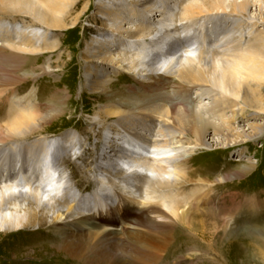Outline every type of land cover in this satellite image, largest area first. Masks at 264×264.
Returning a JSON list of instances; mask_svg holds the SVG:
<instances>
[{"label": "bare ground", "instance_id": "obj_1", "mask_svg": "<svg viewBox=\"0 0 264 264\" xmlns=\"http://www.w3.org/2000/svg\"><path fill=\"white\" fill-rule=\"evenodd\" d=\"M173 3L98 0L97 14L92 17L98 28L87 51L91 58L113 69H127L139 78L144 77L143 82L176 77L178 84L189 91L209 96L210 105L197 110L151 106L152 113L162 114L167 122L158 138L142 133L138 122L136 125L124 121L125 125H111L113 130L123 132L113 133L116 136H111L101 156H75V147L68 137L26 143L25 139L33 135L29 131L33 128L28 125L39 109L30 102L21 106L22 101L14 92L13 107L5 114L11 122L8 127H0V132L7 131L0 139V150L8 151L11 146L16 151L6 169L0 164V253H13L19 264H158L165 256L193 246V238L180 225L195 219L193 210H200L204 218L221 221L226 215L227 201L238 199L232 192L227 194L228 200L224 192L220 196L214 192L225 190L231 181L254 174L256 162L239 164L233 171L226 167L219 173L205 167L194 169L191 162L192 157L214 150L226 153L225 148L230 145L234 149L245 146L248 137L255 139L264 132V126L259 124L250 125L252 136L245 131L239 133L234 126L240 117H257L260 110L264 111V29L259 28V21L249 17L251 0H192L184 15L194 24L201 18L212 19L215 11L219 12L217 15L222 10L226 13L228 8V17L245 19L242 23L234 20L229 28L215 33L219 49L209 60L203 52L197 56L195 46L212 37L205 27L201 37L192 33V27H183L182 34L178 27L173 29ZM90 4L92 7L93 0H0V42L8 43L0 45V58L16 62L21 52L55 48L58 38L50 31H62L69 26L75 29L89 13ZM156 13L162 19L152 26L150 19ZM17 15L23 18L21 27ZM129 15L140 22L135 29L123 26L133 22ZM235 25L240 29L236 30ZM45 27L46 31L41 33ZM244 31L248 33L247 39ZM40 39H44L43 43ZM220 42H224L222 47ZM185 47L187 50L182 51ZM14 78L7 83L3 80V85L14 87L20 81ZM101 80L97 71L90 84L98 88ZM59 90L57 95L61 94ZM7 91L5 88L1 92ZM18 105L21 107L15 108ZM37 122L41 123L38 119L34 123ZM211 132L218 137V145L210 143ZM14 143H18L17 148ZM243 155L244 150L240 156ZM102 177L108 184L101 182ZM24 178L26 183L22 182ZM94 181L98 188L88 192L86 189ZM148 189H152L150 194H157V202L135 198L140 190ZM107 190L110 192L105 193ZM214 200L218 201L216 211L194 206ZM245 203L255 209L260 202L249 197ZM127 224L137 229H128ZM108 226L119 227L120 232H107ZM227 228L223 227L221 240L227 239ZM26 233H30L29 241L5 251L3 238Z\"/></svg>", "mask_w": 264, "mask_h": 264}, {"label": "rangeland", "instance_id": "obj_2", "mask_svg": "<svg viewBox=\"0 0 264 264\" xmlns=\"http://www.w3.org/2000/svg\"><path fill=\"white\" fill-rule=\"evenodd\" d=\"M172 1L174 3L170 5V10H173V16L170 24L173 29L178 27L180 34H182L183 27L189 29L192 27V33L197 37H201L203 34L202 28L205 27L208 35L212 37L206 42L200 40L195 46L198 47L197 56L204 53L209 60L219 49L216 48L218 44L215 42V33L219 30L224 31L227 27L229 28L234 20H239L236 22L240 23L245 21L244 18L242 21L237 19V17H228V12L230 11V8H228L226 9V13L222 10L217 15L219 12L215 11L212 13V19L204 20L209 17L201 18L197 22L198 24H194V20L189 19V17L186 20V16L184 15L185 8L192 0H167V3L171 4ZM97 2L98 0H93L94 4L92 7L90 4L89 13L83 17L75 29H70L69 26L62 31H50L52 35L54 34L58 38L56 42H51H55V48L40 52H21L19 54L21 59L19 58L16 62L0 58V127H8V124L11 122L5 114L11 111V106L13 107L12 98L14 97V92L21 99V106L25 103V105H28L30 102L33 105H37L38 107L36 108L39 109L35 120L28 125L33 128L29 130L33 132V135L25 139L27 144H32L33 141L41 138L55 140V138L62 139L68 137L71 140L72 147H75L73 155L82 156V154L88 153L89 155L99 157L104 149L108 147L111 136H116L113 133L123 132L120 129L113 130V126H111L113 124L122 123V125H125L126 122L137 125L138 122L137 126L142 128V131L140 130L142 133L151 137L157 136L156 138H158L160 134L164 133L162 130L166 129L165 125L167 122L162 114H153L151 111L153 107L151 106L163 108L164 110L167 107L182 108L185 106L184 108L197 110L200 107H208L211 103L209 96L203 95L204 99L202 95L198 94L199 91H189L187 87L178 84L176 77L168 78L167 81L160 78L159 81L143 82L144 77L139 78L127 69H113L108 64L91 58L87 47L91 43L92 38L95 37L98 28L93 24L92 20V17L97 14L95 7ZM251 2L249 17L259 21V28L264 29V0H251ZM159 14L156 13L154 15L155 18L153 16L150 19V25L154 26L160 22L162 17L158 18ZM16 17L18 25L20 27L21 25L23 26V23H21L23 18L19 15ZM11 19L10 17L7 21H11ZM129 19L133 20V22L130 25L124 23L123 26L126 29H135L140 23L133 15H129ZM195 19H198V17H195ZM189 25L191 26L189 27ZM234 27L236 30H239L241 26L238 28V25H235ZM46 29V27L42 28L41 33H44ZM244 34L245 39H247V31H244ZM237 35L239 36V34ZM43 40L40 39V42L43 43ZM223 43L220 42L219 47H222ZM1 44L8 45L7 42H0ZM120 49L116 51L119 53ZM184 50H187V48H182V51ZM128 51L129 49H126L124 53L127 54ZM6 52L10 51L7 50ZM2 55L7 56L5 53ZM97 71H99L102 80L100 81L101 85L98 88H94L90 82ZM14 77L20 79L19 83L15 84L14 87L10 86L9 88V86L3 85V80L7 83L15 79ZM168 81L170 82L168 83ZM159 86H162V89ZM5 88H8V91L2 93L1 91ZM58 90L61 92L60 96L57 95ZM56 96L58 99H56ZM20 105L14 107L20 108ZM252 111L256 112L255 110ZM260 111L261 114L258 113L259 116L257 117L246 114L236 120L234 126L239 130V133L245 131V133L252 136L253 134L249 128L250 125L259 124L264 126V111ZM251 117L252 119H250ZM37 119L41 122H39L40 124L38 122L34 123ZM142 124H144V128ZM120 128L126 129L127 127ZM0 133V139L7 135V131L4 129ZM208 139L210 143L213 142L217 145L219 143L218 137L212 132L208 136ZM247 140L249 144L247 143L245 146L234 149V146L230 145V147L225 148L226 153H218V151L214 150L201 156L192 157L191 163L194 169L196 167H205L208 171L211 170L217 173L223 171L226 167L227 170L233 171V169L237 168V165L245 166L251 161L256 162L257 166L254 174L252 173L247 177L237 179V181H231L225 190L220 191V189H217L214 192L215 196H220L223 192L226 195L232 192V195L236 194L238 196V199H234V201L230 200L228 195L225 197L226 200H229L226 205V215L221 221H212L209 218H204L202 215L200 216L202 213L200 210L198 211L199 213L193 210L192 213H195V217L193 216V218L195 219L188 225L180 223L181 227L185 228L184 230L193 238V246L182 249L179 251L181 254L177 252L173 254L174 256H165L158 264H264V132L260 137H256L255 139L248 137ZM14 144V148H17L18 143ZM11 148L9 146L7 149L10 150H4L3 152L0 150V164L3 165L2 168H7L6 165L16 153L15 149L12 150ZM243 150L244 155L241 157L240 154ZM240 159L242 161L237 162ZM210 161L211 163H209ZM68 165V171L71 173L73 165L71 163ZM4 173L3 179L5 181L7 175L6 172ZM102 178H100L101 182L108 184L107 179ZM22 182L26 183L27 178L22 179ZM95 188H98L97 181H94L89 189L86 190L91 192ZM151 191L152 189L143 192L140 190V193L136 194L137 197L135 196V198H139L140 200L144 198L150 200L149 198H151L157 202V194H150ZM109 192L107 190L105 193ZM241 196L242 198H240ZM249 197L258 199L260 203H258L257 208L254 209L249 203H245ZM217 203L218 201L216 200L215 202L214 200L213 203H209L208 201L200 204L196 203L194 206L197 205L202 210L211 209L216 211ZM239 220L241 223H239ZM224 226L228 227V231L226 232V236H228L226 240L224 238L221 240L220 237L224 233ZM126 228L137 229L131 224L130 226L127 224ZM105 229L107 232H120L121 228L108 226ZM3 239L6 244H4L6 247L5 251L10 252L23 242L29 241L30 233L11 235ZM17 239H19V242L16 243ZM0 244L2 243L0 242ZM0 254L2 256H0V264H19L16 263L13 253L9 256L4 252Z\"/></svg>", "mask_w": 264, "mask_h": 264}]
</instances>
